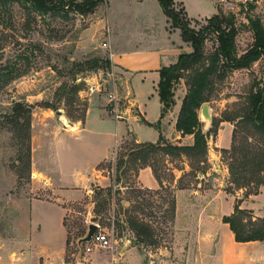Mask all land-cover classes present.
I'll list each match as a JSON object with an SVG mask.
<instances>
[{
	"label": "rangeland",
	"instance_id": "374dc122",
	"mask_svg": "<svg viewBox=\"0 0 264 264\" xmlns=\"http://www.w3.org/2000/svg\"><path fill=\"white\" fill-rule=\"evenodd\" d=\"M65 1L69 8L48 13L26 9L19 3L8 6L0 4V72L6 73L9 66L15 69L14 75H17L12 81H3L2 86L0 84V219H4L5 215H13L14 197L29 195L33 179L30 175L31 156L36 154L41 164L50 168L48 154L51 143L45 140L43 131L46 120L52 117L66 119V126H72L71 131L77 132L92 98L101 101L107 109L113 108L115 117H119L121 107L130 104L126 94L116 84V77L114 81L101 77L102 74L109 76V68L105 63L109 56L104 45L101 46L102 43L94 39L91 30L96 9L91 13L76 9L77 5H84L90 0ZM180 1L174 0V8L183 18L186 17L183 5L195 17H210L219 10L235 14L240 26L237 36L239 54H245L254 42L248 17L260 18L264 24V0L253 4L251 0ZM105 3L106 0L99 6ZM207 19L189 20V26L200 30L208 25ZM216 45L215 35L212 34L206 41L205 52L212 53ZM98 59L102 68L89 69ZM96 75V81L102 82V91L92 93L89 89L92 83L90 78ZM185 81L182 79L176 84V94H181L187 88ZM263 82L264 56L250 67L235 70L215 84L210 101L207 102L212 121L204 120L200 110L203 132L208 133L207 153L204 156L168 155L162 151L153 154L149 161L157 168L162 180V186L157 189L140 185L139 172L148 167L141 162L129 163L123 174L117 171L118 152L122 153L138 144L136 135L130 133L118 145L115 158L99 165L101 176L92 183V196L74 202L69 207L64 264H191L200 255L205 243H209L207 253H211L218 241L221 209L218 204L220 198L216 196L220 189L232 197L234 207L238 202L248 211L242 215L249 224L247 231L257 228L259 219H264V193H260V190L258 194L250 193L255 190L256 183L240 188L233 182L234 177L229 169L231 159L222 149H231L237 116L245 112L251 89H256L257 83L262 86ZM75 87L78 89L75 90ZM113 91L117 98L110 100L108 94ZM243 122L239 126L238 143L249 150L258 145L260 139L254 134L250 122ZM63 135L66 137L68 134ZM67 138L71 139V136ZM164 139L172 144L194 143V135L183 143L167 137ZM106 143L103 138L97 143L100 146L97 150H103ZM226 143L228 147H224ZM16 171L21 177L19 182ZM118 173L120 181H117ZM261 175L264 177V173ZM214 176H218V180ZM99 182L104 184L100 186L102 188H112L111 204L96 216L94 199L99 186L95 185ZM215 184L217 188H214ZM180 188H196L198 192L189 190L192 197L196 198L193 201L195 204H182L178 210L177 198H182V193L177 197ZM254 195L259 196L254 204L257 210L261 209V214L246 208L254 201ZM6 202L10 205H5ZM178 211L179 217L176 216ZM208 212L213 215L211 222L202 218V214ZM116 216L120 218V224ZM130 216L150 226L152 237L146 243L139 242L135 232L122 221ZM89 222L100 225L101 230L112 239L111 247H93L89 252L84 250L85 244L82 249L78 247L77 240L88 230ZM0 224H7V221ZM57 242L55 239L54 243ZM130 256H134L133 262ZM197 264H201V261Z\"/></svg>",
	"mask_w": 264,
	"mask_h": 264
},
{
	"label": "crops",
	"instance_id": "0c3cea01",
	"mask_svg": "<svg viewBox=\"0 0 264 264\" xmlns=\"http://www.w3.org/2000/svg\"><path fill=\"white\" fill-rule=\"evenodd\" d=\"M183 7L189 20L209 18L192 16L186 6ZM93 15L96 17L91 27L94 39L101 42V46L106 43L103 48L111 62L110 76H102L109 81L116 77V84L126 94L130 104L121 107V114L115 117L113 108L107 109L101 101L92 98L85 119L80 121V125L76 124L79 125L77 132L71 131L72 126H66V119L52 117L45 121V140L51 143L48 154L50 168L42 165L36 154L31 156L30 175L33 179L29 195L14 197L13 215L0 219V223L7 221V224H0V264L65 263L69 207L92 196V183L101 176L99 165L115 158L118 145L130 133L136 135L137 143H156L161 134L177 143L191 138V135L183 136L176 129L187 88L181 94H175L172 110L161 117L163 104L158 91L160 70L176 63L182 53H189L193 49L191 43L183 39L181 29L174 27L159 0H106ZM96 76L90 78L92 83ZM159 120L162 130L144 122L157 123ZM64 133L68 135L65 137ZM230 135L229 129L228 142ZM69 136L71 139L67 138ZM103 138L107 145L102 147L103 150H97L100 148L97 143ZM224 147H228V143ZM16 174L19 182L21 177L17 171ZM214 179L218 180V176H214ZM138 180L144 188L160 187L149 166L140 170ZM95 186L104 184L99 182ZM217 187L215 184L214 188ZM189 190L198 192L196 188L178 189L177 197L182 193V198H177L178 210L182 204H195V197ZM260 193H264V186ZM216 197L220 198L218 204L221 209L218 241L211 253H207L209 243H205L201 247L202 252L191 264H195V261H201V264H264V240L237 241L230 225L223 221L225 215L234 211L233 199L223 189ZM258 197L254 195V201L246 208L261 214V209L257 210L254 204ZM176 216L179 217V211ZM212 216L209 212L202 214L206 222H211ZM211 229L210 233L213 232ZM55 239L58 240L57 244L54 243ZM131 258L133 262L134 256Z\"/></svg>",
	"mask_w": 264,
	"mask_h": 264
},
{
	"label": "trees",
	"instance_id": "16d2710c",
	"mask_svg": "<svg viewBox=\"0 0 264 264\" xmlns=\"http://www.w3.org/2000/svg\"><path fill=\"white\" fill-rule=\"evenodd\" d=\"M103 1L90 0L85 2L84 5H77L76 9H80L83 13H91ZM159 2L165 14L172 19L174 27L181 29L183 39L190 42L193 49L189 53H182L176 63L164 66L160 70L158 91L163 104L161 117L163 118L172 110L175 105V86L182 79H185L187 91L182 100L176 121V129L183 136L194 135V143L190 145L168 143L161 134L156 143H138L137 146L131 147L129 150L122 153L118 152L117 171L123 174V172L127 171L129 163L141 162L142 165L152 168L154 176L159 181L160 186H162L161 175L154 164L149 161L151 156L159 151L168 155L185 154L187 156H204L207 153L208 133L203 132L204 123H202L200 117L202 105L210 101L211 93L216 83L223 81L235 70L250 67L260 57L264 56V24L260 18L248 17V24L253 32L254 42L245 54H239L237 36L240 33V26L237 24L235 14H227L219 10L218 13L207 19V26L200 30H195L190 28L187 16L183 18L181 13L175 10L174 0H159ZM251 2L252 4L256 3L252 0ZM13 3H19L26 9L32 8L42 13L69 8L65 0H0V4L4 6ZM212 34L215 35L217 45L212 53L207 54L205 52L206 41ZM98 61L99 59L93 65H90L89 69L102 68ZM105 63L107 68L111 66L109 59H106ZM14 70L13 67L7 66L6 73L0 72L1 86L3 81L8 83L17 77V75H14ZM258 84L256 89L254 87L251 89L245 112L237 116L238 120L233 130L231 149H222L223 153H228L230 156L229 169L231 176L234 177L233 182L240 188L250 183H256L255 190L250 192L252 194H258L260 186L264 185V177L261 175L264 173V82L262 86H258ZM77 89L75 87V90ZM86 112L87 109L83 114L82 120L85 119ZM226 120L235 119L226 118ZM243 120L250 122L254 128V134L260 139V143L249 150L238 143L239 126L244 123ZM144 122L160 129L161 120L157 123ZM120 179L121 177L118 173L117 181H120ZM111 192L112 188L105 189L100 186L96 188L94 199L96 216L109 208ZM247 213L248 211L236 202L233 213L225 215L223 221L230 225L237 241L264 240V219H259L260 224L257 228L247 231L249 224L242 218V215ZM116 218L120 224V218L117 216ZM94 220L96 221L97 219ZM122 221L128 224L130 229L135 232L139 242L146 243L147 239L152 237L150 226L141 219L130 216ZM85 233L86 231L83 235Z\"/></svg>",
	"mask_w": 264,
	"mask_h": 264
},
{
	"label": "built area",
	"instance_id": "2783aa9c",
	"mask_svg": "<svg viewBox=\"0 0 264 264\" xmlns=\"http://www.w3.org/2000/svg\"><path fill=\"white\" fill-rule=\"evenodd\" d=\"M104 46H106V43H104ZM110 76V74H109ZM98 75L95 77V79L97 80ZM101 77H103L101 75ZM112 81H114V77L111 78ZM94 81L93 83H91V85L89 86L90 91L93 92H101L102 91V82L100 81ZM116 91V90H115ZM115 91L111 92L110 94H108L110 100H115L117 98ZM103 247V248H107V247H111L112 246V239L101 230V227L99 225V229L98 231H96L90 242L85 243L84 246V250L89 252L92 250L93 247Z\"/></svg>",
	"mask_w": 264,
	"mask_h": 264
},
{
	"label": "water",
	"instance_id": "95a60500",
	"mask_svg": "<svg viewBox=\"0 0 264 264\" xmlns=\"http://www.w3.org/2000/svg\"><path fill=\"white\" fill-rule=\"evenodd\" d=\"M252 1L257 2L258 0H252ZM58 113L60 114V111H58ZM201 115L203 119L206 120L207 122L212 121V115L210 113V108L207 102L202 105ZM98 229H99V224L95 222L89 223L88 230L86 231V233L83 236L79 237L77 240L78 247L82 249L83 244L90 242L93 234L96 231H98Z\"/></svg>",
	"mask_w": 264,
	"mask_h": 264
}]
</instances>
